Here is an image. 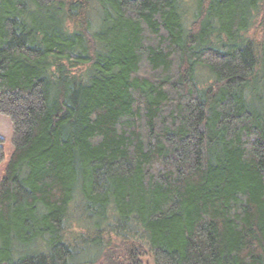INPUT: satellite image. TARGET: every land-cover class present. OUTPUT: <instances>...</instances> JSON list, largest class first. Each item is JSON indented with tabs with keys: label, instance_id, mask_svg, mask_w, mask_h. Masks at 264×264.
Instances as JSON below:
<instances>
[{
	"label": "trees",
	"instance_id": "obj_1",
	"mask_svg": "<svg viewBox=\"0 0 264 264\" xmlns=\"http://www.w3.org/2000/svg\"><path fill=\"white\" fill-rule=\"evenodd\" d=\"M0 115V264H264V0H0Z\"/></svg>",
	"mask_w": 264,
	"mask_h": 264
},
{
	"label": "rangeland",
	"instance_id": "obj_2",
	"mask_svg": "<svg viewBox=\"0 0 264 264\" xmlns=\"http://www.w3.org/2000/svg\"><path fill=\"white\" fill-rule=\"evenodd\" d=\"M189 18L192 17L189 15ZM259 25V24H258ZM257 27L255 25L254 29ZM260 32V31H259ZM254 32H250L252 35ZM0 138L2 139V147H3V161L0 163V180L4 176L5 168L11 158L13 153V145H12V126L8 117L0 115Z\"/></svg>",
	"mask_w": 264,
	"mask_h": 264
}]
</instances>
